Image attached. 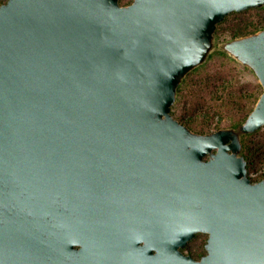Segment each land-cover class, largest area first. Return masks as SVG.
Masks as SVG:
<instances>
[{"label": "water", "instance_id": "95a60500", "mask_svg": "<svg viewBox=\"0 0 264 264\" xmlns=\"http://www.w3.org/2000/svg\"><path fill=\"white\" fill-rule=\"evenodd\" d=\"M264 0L0 4V264H264V178L241 138L264 128V28L216 42ZM215 49L261 87L236 128L171 115ZM207 236L205 255L183 249Z\"/></svg>", "mask_w": 264, "mask_h": 264}, {"label": "trees", "instance_id": "16d2710c", "mask_svg": "<svg viewBox=\"0 0 264 264\" xmlns=\"http://www.w3.org/2000/svg\"><path fill=\"white\" fill-rule=\"evenodd\" d=\"M130 1L119 0V3L127 4ZM263 28L264 7L247 9L226 16L216 26L215 36L221 38L227 35L232 39L253 34ZM218 54L223 58H228L222 52ZM196 71L197 69L193 70V73ZM192 74L189 73L179 85L178 101L171 110L172 115H174L173 110L179 111L182 119L180 123L197 133L222 128L223 119L221 117L223 116L229 119V128H236L244 121L259 96L255 94L248 97L245 89L232 85L222 71L205 73L203 81H189ZM215 117L218 118L215 120ZM257 132L245 135L244 138L247 139L242 143V154L247 162V169L255 163L264 161V149L257 145H255L256 149H252V144L256 141L251 137Z\"/></svg>", "mask_w": 264, "mask_h": 264}, {"label": "rangeland", "instance_id": "374dc122", "mask_svg": "<svg viewBox=\"0 0 264 264\" xmlns=\"http://www.w3.org/2000/svg\"><path fill=\"white\" fill-rule=\"evenodd\" d=\"M126 2H127V0H126ZM124 4H126V3H124ZM229 39L230 38L227 35H223V36H221V38H216V42L218 44V43H222L224 41H227ZM218 53H221V51H219L218 49L213 50L211 52V54L209 55V57L206 59V61L200 67L196 68L197 71L199 70L198 72L197 71L194 73H193V71L190 72V74H192V73L193 74L190 77L189 81H195V80L196 81H201V80L203 81V77H204L205 73L209 74V73L216 72V71H222L226 75L227 80L232 85L243 87L245 89V92L247 93L246 95L248 97H251V95H255V94L258 95L261 93V88H260L259 84L257 83L256 79L254 78L252 73L247 68L242 67L241 65H239L237 62H235L232 58H230L226 54L225 55L228 58H223ZM210 56H211V58H210ZM177 101H178V94H177L176 102L172 106V108L176 105ZM173 112H174V115H172V110H171V115L178 122H180V120H182V119H181L179 111L173 110ZM217 118L218 117H215V120ZM221 119H223L222 124H221L223 126L222 128H229L228 127L229 119L227 118V116H223V117H221ZM259 130H260V132H257V134H255L253 137H251L252 140H255L257 142V143L256 142L253 143L252 145H257V146L264 149V128H261ZM191 131H193V130H191ZM213 131H216V130H211V131L204 132V133H210ZM193 132H195V131H193ZM204 133H200V134H204ZM246 139L247 138L246 137L244 138V136H243L241 138V142L244 143L246 141ZM242 148H243V146H242ZM195 241L196 242L199 241V238H196Z\"/></svg>", "mask_w": 264, "mask_h": 264}, {"label": "flooded vegetation", "instance_id": "af4514ba", "mask_svg": "<svg viewBox=\"0 0 264 264\" xmlns=\"http://www.w3.org/2000/svg\"><path fill=\"white\" fill-rule=\"evenodd\" d=\"M6 0H0V4L5 2ZM195 238H199V241H195ZM207 236L204 234H197L195 237L186 244L183 249V253L191 256L194 259H199L203 255H205V243Z\"/></svg>", "mask_w": 264, "mask_h": 264}, {"label": "built area", "instance_id": "2783aa9c", "mask_svg": "<svg viewBox=\"0 0 264 264\" xmlns=\"http://www.w3.org/2000/svg\"><path fill=\"white\" fill-rule=\"evenodd\" d=\"M252 149H256V146L253 145ZM246 176L251 183L262 180L264 178V161L250 166L249 169H247Z\"/></svg>", "mask_w": 264, "mask_h": 264}]
</instances>
